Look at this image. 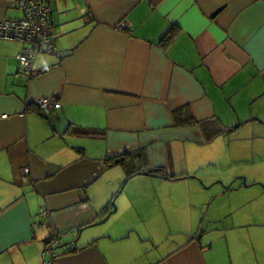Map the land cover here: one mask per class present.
I'll return each instance as SVG.
<instances>
[{
  "label": "crops",
  "instance_id": "0c3cea01",
  "mask_svg": "<svg viewBox=\"0 0 264 264\" xmlns=\"http://www.w3.org/2000/svg\"><path fill=\"white\" fill-rule=\"evenodd\" d=\"M15 2L0 0V22L25 17ZM52 7L56 49L30 81L24 46L0 39V264H264L263 177L200 172L233 155L264 171V0Z\"/></svg>",
  "mask_w": 264,
  "mask_h": 264
},
{
  "label": "built area",
  "instance_id": "2783aa9c",
  "mask_svg": "<svg viewBox=\"0 0 264 264\" xmlns=\"http://www.w3.org/2000/svg\"><path fill=\"white\" fill-rule=\"evenodd\" d=\"M58 0H16L15 6L24 13L22 20L7 19L0 22V39L21 43L24 47L17 59L21 67V77L30 81L35 76V63L43 54L53 53L56 49L55 29L53 23V3ZM41 114L49 117L54 110L53 99L36 102ZM29 174V169L25 170ZM49 212L40 214L45 220ZM39 223L34 228L39 227ZM55 247L52 245L51 248Z\"/></svg>",
  "mask_w": 264,
  "mask_h": 264
},
{
  "label": "rangeland",
  "instance_id": "374dc122",
  "mask_svg": "<svg viewBox=\"0 0 264 264\" xmlns=\"http://www.w3.org/2000/svg\"><path fill=\"white\" fill-rule=\"evenodd\" d=\"M240 139H243V138H240ZM244 143H245V140H243V141L239 140V144L240 145L241 144L244 145ZM225 145H226V147H228L229 146V142H226ZM234 158L236 159L235 155H233L230 158L229 157H224L223 161H227V162H225L226 164L223 163L221 165L218 164V165H215L213 167H207L205 171L200 170V172L205 177L213 178L212 176H215V175H219V177H220L222 175L226 176V175H228V174H230L231 172H234V171H242L243 174L249 175V177H251V179H259L261 177H263V179H264L263 166L258 164L261 159H257L256 160V166H255L256 168L253 170V169H251V168H253V164L255 163L253 160L252 161H249V160H244L243 161V159H242V161H240V160H234ZM231 161H235V162H231ZM245 172H247V173H245ZM241 176H243V175H241ZM190 178H191V183L193 181L198 182V183H195V184H200V186H202L201 190H204V192H213L212 195H215V193H220L221 192V188L220 187H222V188L225 187L222 184H214L215 182L210 184V186L206 185V187H205V186L201 185L203 182L198 176L192 175V177H190ZM243 178H245V176ZM222 182L223 181L220 180V179L216 181V183H222ZM263 185H264V183H259V186L262 187V190H264ZM235 186L236 185H234V187ZM260 187H256L255 186V187H253V190L254 189L260 190V189H258ZM191 188H192L191 191H192L193 194H195V193H197V191H199V189H197L195 187H191ZM176 192L177 193H183V191H179V189H177ZM184 193L188 194V188H185ZM210 199H211V197H210ZM226 199H228V197ZM261 201H264V200H261ZM116 206H117V204H116ZM195 207H196V209H198V211L201 212V208L200 207H198V206H195ZM203 207H204V205H203ZM177 218L178 219L175 221V225H182L183 223H185L184 225H186V221L188 219H186L185 217L179 216V215L177 216ZM109 224H112V223H109V221H108L106 224H104V225H102V226H100L98 228L105 229L106 227L109 226ZM204 226H206V223H204ZM204 228L205 227H203L201 229H204ZM184 237L185 236H177V240L175 241L176 244H174V246H173V244H169L168 247H166V250H171V249H173V247H176L177 245H178V248H180L183 245V243H185L187 241V238L186 237L184 238ZM45 259H46V262H48L51 259V256L47 255L45 257Z\"/></svg>",
  "mask_w": 264,
  "mask_h": 264
},
{
  "label": "water",
  "instance_id": "95a60500",
  "mask_svg": "<svg viewBox=\"0 0 264 264\" xmlns=\"http://www.w3.org/2000/svg\"><path fill=\"white\" fill-rule=\"evenodd\" d=\"M116 163H118V161H116ZM160 171L161 170H159V169L153 170V172H160ZM150 174H151V172H139V173H137V175H139V176H142V175H150ZM128 181L129 180H127L126 183H128ZM244 185L246 186L245 180H244ZM263 188H264V185H263ZM112 204H113V207H114V212H116L115 200L112 202ZM110 216H111V214L109 216H107V218H105L103 221H101L99 223H95L93 225H90L89 227L91 228V227L100 226V225L105 224L109 220ZM84 231H85V228L80 229L79 235H78V237L74 241H72L70 243H67V244H63V245H60L61 239L56 236V238H53L50 241V247H52V245H55V247L50 248V250L48 251V254H52V253H55L56 251L63 250L64 248H66V247H68L70 245H72L73 248L76 249L77 248V245H78V242L81 239V236H82V234H83ZM44 263H46L45 260H44Z\"/></svg>",
  "mask_w": 264,
  "mask_h": 264
},
{
  "label": "trees",
  "instance_id": "16d2710c",
  "mask_svg": "<svg viewBox=\"0 0 264 264\" xmlns=\"http://www.w3.org/2000/svg\"><path fill=\"white\" fill-rule=\"evenodd\" d=\"M174 29L175 28H171L169 31H168V33L163 37V41L164 42H166V41H168V40H170V39H172V37H173V33H174ZM188 120V122L191 120L190 119V117L188 116V119H186L185 121H187ZM191 123V122H190ZM226 131V130H225ZM228 132H226V134H227ZM163 173V171L161 170L160 172H158V174H162ZM131 177V176H130ZM185 176L184 175H181V176H179V177H170L171 179H181V178H184ZM49 243V242H48Z\"/></svg>",
  "mask_w": 264,
  "mask_h": 264
}]
</instances>
